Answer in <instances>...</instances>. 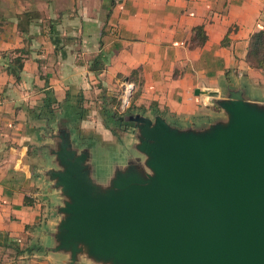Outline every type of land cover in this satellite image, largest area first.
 <instances>
[{
	"label": "crops",
	"instance_id": "1",
	"mask_svg": "<svg viewBox=\"0 0 264 264\" xmlns=\"http://www.w3.org/2000/svg\"><path fill=\"white\" fill-rule=\"evenodd\" d=\"M260 31L264 0H0V264L63 262L43 252L57 196L31 166V155L48 165L39 135L50 106L33 89L68 98L92 57L102 84L122 76L136 87L137 73L138 104L177 125L201 123L221 114L211 102L229 86L264 82L247 62ZM47 56L55 72L43 79Z\"/></svg>",
	"mask_w": 264,
	"mask_h": 264
},
{
	"label": "water",
	"instance_id": "2",
	"mask_svg": "<svg viewBox=\"0 0 264 264\" xmlns=\"http://www.w3.org/2000/svg\"><path fill=\"white\" fill-rule=\"evenodd\" d=\"M211 103L221 114L196 124L119 117L145 158L103 185L65 106L39 135V175L57 196L43 252L60 264H264V95L244 83Z\"/></svg>",
	"mask_w": 264,
	"mask_h": 264
},
{
	"label": "rangeland",
	"instance_id": "3",
	"mask_svg": "<svg viewBox=\"0 0 264 264\" xmlns=\"http://www.w3.org/2000/svg\"><path fill=\"white\" fill-rule=\"evenodd\" d=\"M46 30L48 31L47 27ZM37 48L40 49L38 45ZM78 56L82 59L80 55ZM84 61L86 66L83 70V84L79 86L81 80H73L71 82V84H73L72 87H70L71 85L68 86V98L64 97V94L61 93V99L57 102L55 96L52 95L53 93L51 94L50 91L47 90H45L47 92H43V90L40 89L41 87L33 89V92L39 95L40 101L42 99L43 101L49 99L48 123H53L55 118L63 113L65 110V100L70 99L68 100L71 105L70 108L74 110V112L71 111V113L74 115L80 114L79 119L71 122L70 129L72 128L73 136L76 138L79 145H90L89 169L92 173V180L99 185H103L104 181H109L111 176L115 174L114 171L119 165H126L129 163L130 168H135L139 166L140 163L142 164V158H145L144 155L137 152L133 145L130 147L129 144V142L134 140L137 136L135 134L137 128L118 122V118L130 114L141 115L147 118H153L154 115L151 113L149 103L138 104L137 102L141 90V86L137 83V73H135L132 78V82L136 83V87L129 83L127 84V81L123 82L122 76L116 79L117 84L115 85L112 83L108 84L107 82L102 84L101 80H99L101 77L99 79L96 78L95 73H97L99 68H93L92 57L90 60L85 59ZM52 62L53 60L48 61V56L46 61L42 59L39 62L38 67L41 68L39 72L43 79L44 75H48V72H55L54 67L48 65V63L51 64ZM46 66L49 67L45 69ZM258 71L262 74L261 76H264L263 71ZM230 72H232V70L228 71V73ZM63 73L66 74V71ZM63 73L56 74V77L60 80V77L64 75ZM232 73L236 75L237 70ZM254 80L255 82L252 81L254 87H251L253 89L252 93L264 95V82L256 78H254ZM46 81L48 82V78ZM41 85L42 83H40V86ZM26 92H29V90H26ZM30 93L31 92H29V94ZM27 95L28 94H26V96ZM69 97H73L74 99ZM27 99L28 98L25 97L26 101ZM32 109H28L27 112H31ZM49 112L53 113V115ZM164 117L172 122L170 117L166 115ZM29 123H31V127L37 126V123L33 122V120ZM54 129H56V127ZM27 133L28 135L30 134L27 141V143H29L32 141V130L27 129ZM129 149L133 150L130 151ZM30 154H33L31 150ZM136 155L141 157V159L139 158L136 160ZM129 157L130 161L125 162ZM43 165L44 163H41L38 157H33L31 155V166L33 168H45ZM146 171L150 172L149 168H146ZM14 247H16L14 248L15 250L17 248L20 250L25 248L23 246Z\"/></svg>",
	"mask_w": 264,
	"mask_h": 264
},
{
	"label": "trees",
	"instance_id": "4",
	"mask_svg": "<svg viewBox=\"0 0 264 264\" xmlns=\"http://www.w3.org/2000/svg\"><path fill=\"white\" fill-rule=\"evenodd\" d=\"M247 62L251 67L264 72V31H260L251 36ZM48 103H50L49 99Z\"/></svg>",
	"mask_w": 264,
	"mask_h": 264
},
{
	"label": "flooded vegetation",
	"instance_id": "5",
	"mask_svg": "<svg viewBox=\"0 0 264 264\" xmlns=\"http://www.w3.org/2000/svg\"><path fill=\"white\" fill-rule=\"evenodd\" d=\"M45 114H47V113L45 112Z\"/></svg>",
	"mask_w": 264,
	"mask_h": 264
},
{
	"label": "bare ground",
	"instance_id": "6",
	"mask_svg": "<svg viewBox=\"0 0 264 264\" xmlns=\"http://www.w3.org/2000/svg\"><path fill=\"white\" fill-rule=\"evenodd\" d=\"M125 103V102H124ZM126 104V103H125Z\"/></svg>",
	"mask_w": 264,
	"mask_h": 264
}]
</instances>
